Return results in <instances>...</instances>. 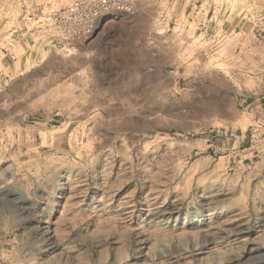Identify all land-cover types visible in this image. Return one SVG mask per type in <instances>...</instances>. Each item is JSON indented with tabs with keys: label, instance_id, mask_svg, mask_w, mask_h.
Wrapping results in <instances>:
<instances>
[{
	"label": "rangeland",
	"instance_id": "1",
	"mask_svg": "<svg viewBox=\"0 0 264 264\" xmlns=\"http://www.w3.org/2000/svg\"><path fill=\"white\" fill-rule=\"evenodd\" d=\"M101 2L0 0V264H264V0Z\"/></svg>",
	"mask_w": 264,
	"mask_h": 264
},
{
	"label": "built area",
	"instance_id": "2",
	"mask_svg": "<svg viewBox=\"0 0 264 264\" xmlns=\"http://www.w3.org/2000/svg\"><path fill=\"white\" fill-rule=\"evenodd\" d=\"M77 4H79V3H77ZM101 5H104V6H106L107 5V0H102V2L100 3ZM80 5V4H79ZM75 7H73V9H74ZM71 11V10H70Z\"/></svg>",
	"mask_w": 264,
	"mask_h": 264
}]
</instances>
